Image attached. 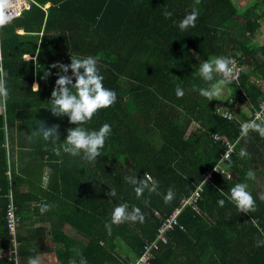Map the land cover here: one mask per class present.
Segmentation results:
<instances>
[{"label":"trees","instance_id":"obj_1","mask_svg":"<svg viewBox=\"0 0 264 264\" xmlns=\"http://www.w3.org/2000/svg\"><path fill=\"white\" fill-rule=\"evenodd\" d=\"M23 2L28 11L0 28L9 89L7 100L0 101V249L9 251L15 242L17 264L41 255L50 264L71 259L79 264L81 255L88 264H134L177 209L167 241L159 240L151 251V264H264V245L256 246L264 241V137L255 131L241 136V123L253 120L264 101V44L251 41L261 30L264 0H252L243 9L234 0ZM194 6L199 10L195 26L181 31L179 22ZM165 10L171 18H165ZM97 54L104 87L114 90L117 100L78 126L98 130L108 123L111 135L93 162L83 154L57 156L52 148L76 125L47 108L59 71L50 66L70 64L71 55ZM218 56L234 60L239 72L220 100L208 101L193 86L208 87L198 69L203 60ZM34 82L38 93L32 92ZM178 86L182 97L176 95ZM38 121L59 125L60 141L53 145L33 135ZM242 149L249 155L241 157ZM225 153L230 161L221 160ZM216 166L218 173L206 178ZM250 169L254 180L246 178ZM145 172L159 182V194L145 191L138 199L125 177L143 179ZM237 183L248 185L255 212H240L228 199ZM169 188L175 198L165 203ZM111 190L115 196L108 195ZM8 192L18 219L13 236L5 222ZM221 199L223 207L217 203ZM41 202L51 210L41 214L33 207ZM122 203L129 211L140 208L144 222L114 224L109 235L105 223ZM28 218L46 222H35L30 234L47 233L49 227L48 246L44 236L33 241L23 231ZM0 264L14 262L3 257Z\"/></svg>","mask_w":264,"mask_h":264},{"label":"clouds","instance_id":"obj_2","mask_svg":"<svg viewBox=\"0 0 264 264\" xmlns=\"http://www.w3.org/2000/svg\"><path fill=\"white\" fill-rule=\"evenodd\" d=\"M21 0H0V28H3L13 20V12L19 15ZM200 0H195L198 5ZM165 18H171L172 12L165 10L163 12ZM199 10L194 6L192 11L186 15L180 22L181 31L194 27L198 19ZM16 18V17H15ZM199 57L197 56V59ZM102 59L100 54L96 56L89 55L87 57H78L71 55L70 64L60 62L52 64L51 68H57L58 79L55 81V87L51 92L50 104L48 110L57 117L67 116L71 124L76 125L67 130L66 139L59 146H54L52 151L57 155L63 153L70 154L73 157L81 156L82 159L93 162L102 155L101 149L105 146L106 140L111 135L112 127L110 124H103L98 130H88L82 126L90 121L93 116L100 110L111 107L117 100V94L114 90L104 87V77L101 75L99 61ZM234 61L230 57L218 56L212 59L203 60L198 69V75L208 82V87L197 89L193 86L194 91H199L202 97L208 101L220 100L223 97L226 87L233 82L235 76L233 74ZM69 70L71 75H68ZM50 75L47 72L45 78ZM8 73L3 66L2 49H0V101H6L9 96L7 87ZM219 77V78H217ZM75 80V83H73ZM75 90V91H73ZM32 92H39V83H33ZM177 97L184 95L181 87L176 88ZM250 131L259 133L264 137V119L245 121L241 123V136L245 137ZM33 135H38L44 141H51L53 145L60 141L59 125L48 126L44 121H38L36 131ZM215 138V135H214ZM240 156H248L245 149L240 151ZM221 160H229L230 154L225 153ZM218 166H216L217 170ZM218 171V170H217ZM249 180L255 179V172L249 170L246 173ZM126 181L134 186L136 197L139 199L145 191L149 193L157 192L159 182L153 178L149 172H145L143 179H137L135 176L125 177ZM157 194H159L157 192ZM109 196H115V191L111 190ZM175 198V192L169 188L164 196L165 203H170ZM228 199L235 203L240 212L252 213L256 211V200L248 191L246 183H237L230 189ZM260 199L264 200V194L260 195ZM218 205L223 207L225 201L219 200ZM33 207H39L41 214L51 210L52 205L47 202H41L39 205L33 204ZM144 215L141 209L133 206L129 211L127 203L119 204L114 208L111 214L110 223H105L107 233L111 234L112 225H119L125 222H144ZM264 245V241H258L257 247ZM16 264V262H15ZM27 264H42L39 256L29 257ZM68 264H77L76 259L69 260ZM79 264H88L86 258L82 255Z\"/></svg>","mask_w":264,"mask_h":264},{"label":"built area","instance_id":"obj_3","mask_svg":"<svg viewBox=\"0 0 264 264\" xmlns=\"http://www.w3.org/2000/svg\"><path fill=\"white\" fill-rule=\"evenodd\" d=\"M29 9V5L26 2L20 3V7L19 9H17V11H19V15H15V13L13 12V18L20 16L21 13L28 11ZM259 25H261V30H262V36L264 37V29L262 27H264V18H261L259 20ZM234 61V60H233ZM233 74L236 77L238 75L239 70L236 68V62L234 61L233 65ZM264 118V101H262L259 105H258V109L255 110L254 115H253V119H263ZM214 141H219L218 137H213ZM211 173H218L217 170L213 169L211 172L207 173L206 178H209ZM200 191L199 188L196 189V193L193 194V199H196L198 194L197 192ZM188 202V201H187ZM187 202H183V204L187 203ZM14 206L9 203L6 211H5V222L7 225V230H8V234L13 236L14 235V229L16 225V222H18L17 217L14 214ZM177 209L172 212L168 217H166L162 222L161 225L158 227L157 230V237L156 240L154 242H152L150 245H148L145 248V251L143 253V255H141L134 264H151L150 263V259L152 258V253L151 251L156 250L158 248V241L160 240L162 243H165L166 237H165V232H167L168 230H171L173 225L176 223L175 221V216L177 213ZM12 244H14V248H12L11 250L6 252L5 257H7V260H13L14 264L16 262L17 264V257H16V247H15V242L11 241ZM13 257V258H12Z\"/></svg>","mask_w":264,"mask_h":264},{"label":"crops","instance_id":"obj_4","mask_svg":"<svg viewBox=\"0 0 264 264\" xmlns=\"http://www.w3.org/2000/svg\"><path fill=\"white\" fill-rule=\"evenodd\" d=\"M26 3H28V2H26ZM29 5V4H28ZM49 6H46L45 7V9H47ZM17 32L18 33H22V30H17ZM25 59H27L26 57H25ZM4 143L6 142V135L4 136ZM5 149H6V147H5ZM7 154H5V156H6ZM3 160V159H2ZM4 161V160H3ZM5 164H6V166L7 167H9V162H8V159H6V162H5ZM18 165V163L16 162V159L13 157V168L15 169L16 168V166ZM5 175H9L8 174V172H5ZM19 191H21V192H24L25 191V189L24 188H20L19 189ZM7 196V195H6ZM7 198H8V200H9V203H11L12 205H13V203H12V197H11V195H10V192H8V196H7ZM38 221H40L41 223H45L46 224V222L44 221V220H36V221H34V220H32V219H29L28 218V220H24V227H23V231L25 232V233H28L29 235L28 236H30L32 239H33V241H36V240H42V237L44 236L45 237V239H50L51 238V234H50V231H49V227H48V232L46 233L45 231L44 232H40V231H38V232H32L31 234H30V229L32 230L33 229V227H34V223L35 222H38ZM31 225H32V227H31ZM27 226L29 227V229H27ZM44 230H45V227H44ZM27 236V237H28ZM42 246L43 247H45V245L44 244H42ZM54 247V246H53ZM8 250H3V249H0V258H3V257H5V255H6V252H7ZM47 255V254H46ZM50 264V263H49Z\"/></svg>","mask_w":264,"mask_h":264},{"label":"rangeland","instance_id":"obj_5","mask_svg":"<svg viewBox=\"0 0 264 264\" xmlns=\"http://www.w3.org/2000/svg\"><path fill=\"white\" fill-rule=\"evenodd\" d=\"M252 0H234L236 6L238 9H243L245 8ZM259 22V21H258ZM264 29V27H262ZM253 43H256V44H259V45H262L264 44V37L262 36V30H259L255 33V36L252 38L251 40ZM28 59V57H26ZM237 108H239L240 111H242L243 113L247 110H245V106L244 105H241V104H238ZM65 232L71 234V232L68 230V229H64ZM51 239V238H50ZM48 242H50V240H48ZM48 246V243H47V239H46V242H45ZM45 245V244H44ZM40 259H41V262L42 264H48L49 263V259H47V256H44V255H41L39 256Z\"/></svg>","mask_w":264,"mask_h":264}]
</instances>
